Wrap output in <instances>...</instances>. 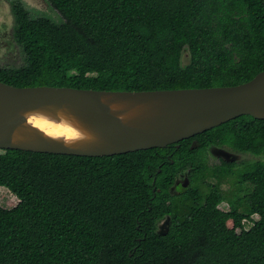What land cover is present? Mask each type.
Listing matches in <instances>:
<instances>
[{
    "label": "trees",
    "instance_id": "trees-1",
    "mask_svg": "<svg viewBox=\"0 0 264 264\" xmlns=\"http://www.w3.org/2000/svg\"><path fill=\"white\" fill-rule=\"evenodd\" d=\"M47 1L61 24L12 4L24 63L0 81L153 91L264 71V0ZM212 146L256 159L212 164ZM181 174L190 185L175 193ZM0 186L20 200L0 205V264H264V119L251 115L113 156L0 150Z\"/></svg>",
    "mask_w": 264,
    "mask_h": 264
},
{
    "label": "water",
    "instance_id": "water-1",
    "mask_svg": "<svg viewBox=\"0 0 264 264\" xmlns=\"http://www.w3.org/2000/svg\"><path fill=\"white\" fill-rule=\"evenodd\" d=\"M243 115L264 119V71L235 86L153 91L17 87L0 81V150L113 156L163 148ZM49 121L65 123L85 138L59 136ZM218 149L225 160L238 159Z\"/></svg>",
    "mask_w": 264,
    "mask_h": 264
},
{
    "label": "rangeland",
    "instance_id": "rangeland-1",
    "mask_svg": "<svg viewBox=\"0 0 264 264\" xmlns=\"http://www.w3.org/2000/svg\"><path fill=\"white\" fill-rule=\"evenodd\" d=\"M10 1V2H9ZM31 13L32 18L48 17L57 24H61L63 19L61 15L49 4L47 0H22ZM11 0H0V67L15 68L23 65L24 54L23 50L17 46L13 38V30L15 19L11 9ZM189 62V59L184 57V65ZM228 150V149H227ZM229 152H232L228 150ZM234 153V152H232ZM236 162L243 160H255L256 158L249 154H238ZM212 162H216V159L211 157ZM183 178L182 181H185ZM230 187L228 183L223 185V188L227 190ZM20 200L12 193L8 188L0 186V205L5 208H13L19 204ZM223 210L229 209V203L224 202L220 205ZM258 219L257 215L253 217ZM167 219L162 221V225ZM253 225V222L246 221L245 226L249 229Z\"/></svg>",
    "mask_w": 264,
    "mask_h": 264
},
{
    "label": "flooded vegetation",
    "instance_id": "flooded-vegetation-1",
    "mask_svg": "<svg viewBox=\"0 0 264 264\" xmlns=\"http://www.w3.org/2000/svg\"><path fill=\"white\" fill-rule=\"evenodd\" d=\"M12 1V4L15 2V1H18V0H11ZM22 1V0H21ZM10 2V1H9ZM23 2V1H22ZM24 3V2H23ZM10 4V3H9ZM12 4L11 5V9H12ZM25 5V4H24ZM25 7L27 8V6L25 5ZM28 9V8H27ZM29 10V9H28ZM30 16H31V13H30ZM13 38H14V41L15 43L17 44V46H19V44L17 43L16 39H15V36H14V30H13ZM20 47V46H19ZM21 48V47H20ZM218 148H221V149H225L227 150V148L225 147H216V146H212L210 147L209 149V153H210V161L212 164H221L222 163V160H225L224 156H222V153L219 151ZM229 150V149H228ZM232 151V150H230ZM233 152V151H232ZM235 153V152H234ZM211 157H213L214 159H216V162H212L211 160ZM183 178H186L185 181H182ZM190 185V180L187 176V174H181L178 179L176 180L175 184L171 187V190L174 191L175 193H180L182 191H184L185 189H187ZM224 185V184H223ZM169 219L166 220V222L162 225V221L158 224V230L159 231H165L168 229V221Z\"/></svg>",
    "mask_w": 264,
    "mask_h": 264
},
{
    "label": "bare ground",
    "instance_id": "bare-ground-1",
    "mask_svg": "<svg viewBox=\"0 0 264 264\" xmlns=\"http://www.w3.org/2000/svg\"><path fill=\"white\" fill-rule=\"evenodd\" d=\"M47 125L50 126L52 130L55 131L56 134L64 138H69V139L85 138V135H80L78 130L74 129L69 125H66L65 123H55L53 121H49Z\"/></svg>",
    "mask_w": 264,
    "mask_h": 264
}]
</instances>
